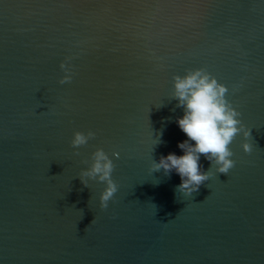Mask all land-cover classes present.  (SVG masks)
Masks as SVG:
<instances>
[{"label":"water","instance_id":"95a60500","mask_svg":"<svg viewBox=\"0 0 264 264\" xmlns=\"http://www.w3.org/2000/svg\"><path fill=\"white\" fill-rule=\"evenodd\" d=\"M195 68L228 88L252 151L237 135L235 166L185 196L150 164L183 155L172 77ZM75 131L95 137L73 149ZM97 148L106 210L78 177ZM0 264H264V0H0Z\"/></svg>","mask_w":264,"mask_h":264},{"label":"clouds","instance_id":"9594fccd","mask_svg":"<svg viewBox=\"0 0 264 264\" xmlns=\"http://www.w3.org/2000/svg\"><path fill=\"white\" fill-rule=\"evenodd\" d=\"M59 67L65 74L58 83H70L73 74L64 63ZM238 90V87H233V92ZM228 91L227 87L218 83L217 79L203 68L190 69L183 76L172 77L170 98L175 99L176 106L183 109V115L176 119V123L187 139L177 145L183 155L169 153L161 156L158 161L152 159L150 172L163 170L164 175L168 176L175 171L181 179L180 184L176 186V192L185 196L197 192L213 175L211 171L213 167L216 173L227 175L235 166V161L231 159L233 152L229 146L237 135L242 134L244 137L241 144L243 151L251 153L252 145L247 142L251 136V129L244 126L238 118L240 113L226 99ZM94 137L95 133L92 131L87 133L75 131L70 145L73 149H78ZM161 142L157 136L154 145ZM73 155L79 156L80 153L76 151ZM112 155L116 157L118 153L113 152ZM201 155L212 165L206 172L201 171L199 163ZM90 160V165L82 169L78 177L85 187H88V180L105 185L99 195V207L106 210L108 202L113 200L118 191V185L112 179L115 165L101 148H97L91 154ZM82 163L88 164V161Z\"/></svg>","mask_w":264,"mask_h":264}]
</instances>
